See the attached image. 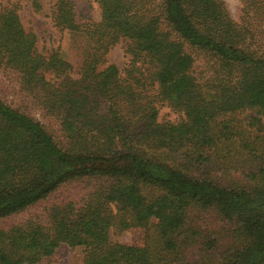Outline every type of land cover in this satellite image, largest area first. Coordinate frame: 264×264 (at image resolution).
<instances>
[{
  "label": "trees",
  "instance_id": "1",
  "mask_svg": "<svg viewBox=\"0 0 264 264\" xmlns=\"http://www.w3.org/2000/svg\"><path fill=\"white\" fill-rule=\"evenodd\" d=\"M55 1L77 68L0 9V70L61 132L0 99V222L44 204L0 227V264L62 245L82 264H264V0H239V22L222 0H96L98 22ZM121 40L122 74L106 60ZM161 105L180 121H159Z\"/></svg>",
  "mask_w": 264,
  "mask_h": 264
},
{
  "label": "rangeland",
  "instance_id": "2",
  "mask_svg": "<svg viewBox=\"0 0 264 264\" xmlns=\"http://www.w3.org/2000/svg\"><path fill=\"white\" fill-rule=\"evenodd\" d=\"M74 5L76 18L78 21L98 22L100 19V11L96 0H71ZM230 16L235 22H239L242 16V5L237 0H222ZM55 0H36L39 7H35L33 0H0V9L3 7H12L16 9L20 21L27 31L34 33L37 41V50L42 53H48L51 50H58L60 55L74 67H78L80 57L76 46L71 40V35L66 30L57 29L51 19V13ZM232 5L231 7L229 5ZM126 45L124 41H119L113 46L106 56L107 65L113 64L123 73L128 65L130 57L125 52ZM206 60L201 56L195 55L196 73L206 71ZM0 99L7 104L25 110L37 120H39L51 134L58 140L61 138V132L58 124L52 118L46 116L42 110L27 96L21 89L18 80L9 76L0 70ZM158 120L168 122L180 121L182 115L172 111L169 107L161 105L158 107ZM264 124V120H263ZM87 191L83 184L74 185L66 194H58L55 198L64 197L66 195L78 198L81 193ZM44 204H42L43 206ZM42 206L35 209L25 211L23 213L11 216L0 222V227L8 228L12 225L21 223L33 216L42 215ZM128 233H111L110 239L114 242H127L130 240ZM83 248H70L62 245L49 258H45L39 264H82Z\"/></svg>",
  "mask_w": 264,
  "mask_h": 264
},
{
  "label": "clouds",
  "instance_id": "3",
  "mask_svg": "<svg viewBox=\"0 0 264 264\" xmlns=\"http://www.w3.org/2000/svg\"><path fill=\"white\" fill-rule=\"evenodd\" d=\"M239 2V0H237V3ZM230 7L232 6L231 4L229 5Z\"/></svg>",
  "mask_w": 264,
  "mask_h": 264
}]
</instances>
